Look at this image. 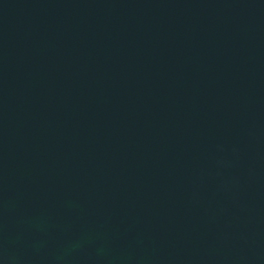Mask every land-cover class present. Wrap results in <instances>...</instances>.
<instances>
[{"label":"water","instance_id":"95a60500","mask_svg":"<svg viewBox=\"0 0 264 264\" xmlns=\"http://www.w3.org/2000/svg\"><path fill=\"white\" fill-rule=\"evenodd\" d=\"M0 264H264V0H0Z\"/></svg>","mask_w":264,"mask_h":264}]
</instances>
